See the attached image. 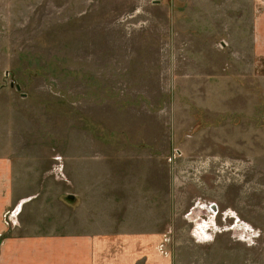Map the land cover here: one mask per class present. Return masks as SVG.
I'll use <instances>...</instances> for the list:
<instances>
[{
    "label": "rangeland",
    "instance_id": "obj_1",
    "mask_svg": "<svg viewBox=\"0 0 264 264\" xmlns=\"http://www.w3.org/2000/svg\"><path fill=\"white\" fill-rule=\"evenodd\" d=\"M245 12L0 0V158L15 199L36 195L5 226L154 234L174 264H264V62Z\"/></svg>",
    "mask_w": 264,
    "mask_h": 264
},
{
    "label": "crops",
    "instance_id": "obj_2",
    "mask_svg": "<svg viewBox=\"0 0 264 264\" xmlns=\"http://www.w3.org/2000/svg\"><path fill=\"white\" fill-rule=\"evenodd\" d=\"M235 1L238 8L246 7L245 17H248L249 24L245 37L247 52L255 57V63H259L257 66L263 67L264 0ZM238 17L242 20L241 13ZM257 66L253 64L254 69H259ZM16 185L13 160L0 158V264H174L169 254L162 253L159 247L162 239L154 234H128L125 230H118L119 233L113 235L93 232L62 234L52 232L53 229L36 230L25 222L19 223L21 227L17 230L6 227L5 216L10 212L16 215L20 206L22 214L26 199L36 196L16 200ZM20 229L27 233L13 234ZM32 231L35 232L32 234Z\"/></svg>",
    "mask_w": 264,
    "mask_h": 264
},
{
    "label": "water",
    "instance_id": "obj_3",
    "mask_svg": "<svg viewBox=\"0 0 264 264\" xmlns=\"http://www.w3.org/2000/svg\"><path fill=\"white\" fill-rule=\"evenodd\" d=\"M74 198H75V197H74L73 195H69V196H68V200H70V201H71V200H74Z\"/></svg>",
    "mask_w": 264,
    "mask_h": 264
},
{
    "label": "built area",
    "instance_id": "obj_4",
    "mask_svg": "<svg viewBox=\"0 0 264 264\" xmlns=\"http://www.w3.org/2000/svg\"><path fill=\"white\" fill-rule=\"evenodd\" d=\"M14 212H12V214H13Z\"/></svg>",
    "mask_w": 264,
    "mask_h": 264
}]
</instances>
